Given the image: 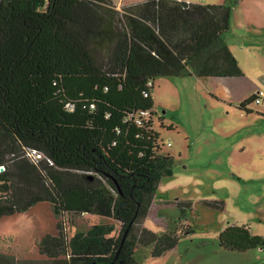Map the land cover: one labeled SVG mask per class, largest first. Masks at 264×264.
Wrapping results in <instances>:
<instances>
[{
  "label": "trees",
  "instance_id": "16d2710c",
  "mask_svg": "<svg viewBox=\"0 0 264 264\" xmlns=\"http://www.w3.org/2000/svg\"><path fill=\"white\" fill-rule=\"evenodd\" d=\"M238 1L141 0L118 10L112 0H0V218L48 202L55 232L37 250L59 264H140L139 246L151 256L173 249L175 228L138 227L172 175L153 128L154 80L241 76L225 38ZM254 96L238 109L250 113ZM176 203L181 216L191 210ZM65 212L111 218L119 232L94 223L68 237ZM218 244L243 252L264 248V236L228 224ZM0 264L13 256L0 252Z\"/></svg>",
  "mask_w": 264,
  "mask_h": 264
},
{
  "label": "rangeland",
  "instance_id": "374dc122",
  "mask_svg": "<svg viewBox=\"0 0 264 264\" xmlns=\"http://www.w3.org/2000/svg\"><path fill=\"white\" fill-rule=\"evenodd\" d=\"M112 1L120 10L139 0ZM225 38L241 76L160 75L154 80L153 128L160 153L173 158L172 175L159 182L138 227L156 233L171 227L180 236L160 256L139 246L135 257L140 264H264V248L241 252L218 244V234L228 224H249L253 233L264 236V101L250 103V113L238 109L264 89V0L236 2ZM215 200H223L224 208L203 202ZM177 201L192 203L185 216ZM45 203L0 218V252L13 256L15 264H59L37 250L40 237L55 232L56 218ZM60 219L68 237L94 223H114L115 234L120 228L111 218L91 214L65 212Z\"/></svg>",
  "mask_w": 264,
  "mask_h": 264
},
{
  "label": "built area",
  "instance_id": "2783aa9c",
  "mask_svg": "<svg viewBox=\"0 0 264 264\" xmlns=\"http://www.w3.org/2000/svg\"><path fill=\"white\" fill-rule=\"evenodd\" d=\"M264 101V89H260L258 91L255 92V96L253 99V102L256 104H261ZM27 154L31 157H33L34 159H39L43 156V154L39 151H37L36 149H29ZM3 167L0 166V170Z\"/></svg>",
  "mask_w": 264,
  "mask_h": 264
},
{
  "label": "crops",
  "instance_id": "0c3cea01",
  "mask_svg": "<svg viewBox=\"0 0 264 264\" xmlns=\"http://www.w3.org/2000/svg\"><path fill=\"white\" fill-rule=\"evenodd\" d=\"M139 1H141V0H139ZM186 1H188V2H193V1H190V0H186ZM134 2H135V1H134ZM127 3H130V2H126V4H127ZM209 77H210V76H209ZM205 78H208V77H205ZM217 78H221V77H217ZM225 78H232V77H225ZM239 111H241V114H245V112H244L243 110H239ZM261 114H264V112H262ZM261 114H260V115H261ZM45 204H47V206L50 207V206H49V203H45ZM151 206H152V205H151ZM150 209H151V208H150Z\"/></svg>",
  "mask_w": 264,
  "mask_h": 264
},
{
  "label": "water",
  "instance_id": "95a60500",
  "mask_svg": "<svg viewBox=\"0 0 264 264\" xmlns=\"http://www.w3.org/2000/svg\"><path fill=\"white\" fill-rule=\"evenodd\" d=\"M2 169H3V168H2ZM2 169H1V170H2Z\"/></svg>",
  "mask_w": 264,
  "mask_h": 264
}]
</instances>
